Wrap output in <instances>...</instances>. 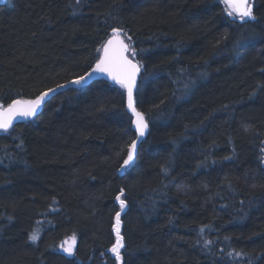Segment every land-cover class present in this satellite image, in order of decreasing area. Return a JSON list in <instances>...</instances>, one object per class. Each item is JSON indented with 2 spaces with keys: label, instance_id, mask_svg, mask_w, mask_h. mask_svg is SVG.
Returning a JSON list of instances; mask_svg holds the SVG:
<instances>
[{
  "label": "trees",
  "instance_id": "16d2710c",
  "mask_svg": "<svg viewBox=\"0 0 264 264\" xmlns=\"http://www.w3.org/2000/svg\"><path fill=\"white\" fill-rule=\"evenodd\" d=\"M252 3L247 24L221 0L0 7L1 108L85 76L117 29L148 124L122 176L135 133L120 86L67 90L0 133V264H114L120 189L122 264H264V0Z\"/></svg>",
  "mask_w": 264,
  "mask_h": 264
},
{
  "label": "snow or ice",
  "instance_id": "6c2138e0",
  "mask_svg": "<svg viewBox=\"0 0 264 264\" xmlns=\"http://www.w3.org/2000/svg\"><path fill=\"white\" fill-rule=\"evenodd\" d=\"M227 15L233 17V22L236 19L241 24H247L248 22L256 21L257 17L253 13V3L251 0H223ZM3 3V0H0ZM79 4L80 0H76ZM121 31L113 29L112 38L108 39L103 45V53L97 60L93 72L88 73L87 76H81L78 79L72 80L70 83L73 85H82L87 83V80L93 73L108 76L113 83L120 86L127 93V108L135 118L132 123L135 125V131L139 137H143L148 129V124L144 119V115L137 110L134 100V88L136 87V78L140 71V66L133 62V59L127 55L131 50V55L135 56V49L131 48L130 44H125L124 40L120 38ZM127 39L131 41V37ZM66 87V85H58V88ZM56 89H49L46 92H42L34 100H14L7 108H0V132L7 133L12 127V120L16 116L20 117H32L36 115L37 110L41 107L42 102L49 96L50 93L55 92ZM136 150V141L134 140L127 152V159L124 160V166H127L132 160ZM264 152V149H261ZM261 162L264 163V157H261ZM166 171V170H165ZM124 196V189H120L119 194L115 197L119 202L120 211H117L114 217L115 223L112 226V231L115 233V243L109 249L115 256L114 264H122V257L120 250L124 248L123 236L121 235V212L126 208V200L122 199ZM171 223V221H169ZM203 231V229H201ZM30 240L35 243L39 237L36 233H33ZM73 243L68 244L65 241L61 245L63 252L68 256L74 255L75 237L72 238ZM68 244L67 247L64 245ZM103 255V253H102ZM231 255V254H229ZM237 255H240L237 253Z\"/></svg>",
  "mask_w": 264,
  "mask_h": 264
},
{
  "label": "water",
  "instance_id": "95a60500",
  "mask_svg": "<svg viewBox=\"0 0 264 264\" xmlns=\"http://www.w3.org/2000/svg\"><path fill=\"white\" fill-rule=\"evenodd\" d=\"M7 1H8V0H3V3H0V7L4 6V5L6 4ZM221 1L223 2V0H221ZM252 1H253V0H251V2H252ZM223 3H224V2H223ZM237 22L240 23L238 19H237ZM250 22L253 23L252 21H250ZM120 38H121V37H120ZM102 53H103V47H102V49H101L100 56L102 55ZM99 58H100V57H99ZM133 62L136 63L134 60H133ZM95 65H96V64H95ZM94 68H95V66L92 68V70H91L90 72H93V69H94ZM90 72H88V73H90ZM88 73H87L85 76H87ZM140 73H141V69H140V71H139V73H138V75H137V78H136V86H137V82H138V79H139ZM96 81H104V82H106V83H108V84H110V85H113V86H119V85L113 83V81H112L108 76H106V75H100V74H97V73H93L92 76L87 80V83H84V84H82V85H79V86H78V85H73V84H71V83H68V84H65L66 87H63V88H58V87H57V88H55V89H56L55 92L50 93L49 96H47V97L45 98V101L42 102L41 107L37 110L36 115H34V116H32V117H27V118H25V117H20V116H16V117H14L13 120H12V127L9 129L8 132H10V131H11L14 127H16L17 125L27 124V123L31 122L32 120H34V119H35V118L41 113V111H42V109H43L45 103L48 102L49 100H51V99H52L53 97H55L57 94L63 93V92H65V91H67V90H70V89L84 88V87H86V86H88V85H90V84H92L93 82H96ZM135 90H136V87L134 88L133 95L135 94ZM124 91H125V90H124ZM33 100H34V99H33ZM125 107H126V111H127L128 115L130 116L131 120L133 121L135 118L132 116L131 112H130V111L128 110V108H127V93H126V91H125ZM0 108H1V107H0ZM6 108H7V107H6ZM6 108H5V109H6ZM132 129H133V131H134V133H135L136 150H135V153H134V155H133V160H132L127 166H124V164L121 166L120 170L118 171L119 176H122L124 170L127 169L129 166H131V165L134 163V161H135V159H136V156H137V151H138L139 145H140V144L146 139L147 134H148V129H147L145 135H144L143 137H139L138 134H137L136 131H135V125H134L133 123H132ZM0 133H2V132H0ZM130 146H131V145H130ZM126 159H127V157H126Z\"/></svg>",
  "mask_w": 264,
  "mask_h": 264
}]
</instances>
